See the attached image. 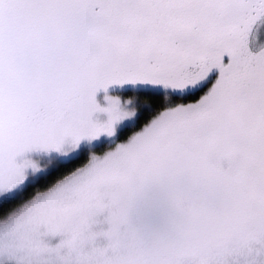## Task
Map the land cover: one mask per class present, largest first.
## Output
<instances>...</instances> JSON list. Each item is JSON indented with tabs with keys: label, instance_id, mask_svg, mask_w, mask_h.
I'll return each instance as SVG.
<instances>
[{
	"label": "snow or ice",
	"instance_id": "obj_1",
	"mask_svg": "<svg viewBox=\"0 0 264 264\" xmlns=\"http://www.w3.org/2000/svg\"><path fill=\"white\" fill-rule=\"evenodd\" d=\"M262 29L264 0H0V173L36 148L74 141L71 163L114 144L62 215L154 184L193 239L264 235Z\"/></svg>",
	"mask_w": 264,
	"mask_h": 264
},
{
	"label": "rangeland",
	"instance_id": "obj_2",
	"mask_svg": "<svg viewBox=\"0 0 264 264\" xmlns=\"http://www.w3.org/2000/svg\"><path fill=\"white\" fill-rule=\"evenodd\" d=\"M264 46V29L254 33ZM125 107L136 111L132 99ZM109 145V144H106ZM86 142L88 162L48 191L0 221V264H264V235L250 234L227 244L193 239L182 227L172 191L145 185L124 207L106 202L85 221L61 214L78 199L82 179L97 171L114 148L94 151ZM77 144L36 148L0 173V202L75 154Z\"/></svg>",
	"mask_w": 264,
	"mask_h": 264
},
{
	"label": "trees",
	"instance_id": "obj_3",
	"mask_svg": "<svg viewBox=\"0 0 264 264\" xmlns=\"http://www.w3.org/2000/svg\"><path fill=\"white\" fill-rule=\"evenodd\" d=\"M127 98L133 100L136 110L143 105L151 103V100L148 97L130 96ZM112 145L113 144L104 145L102 148L96 147L94 151L101 152L105 148L111 147ZM82 153L83 158L74 160L71 163H59L47 173L42 174L34 181L27 183L20 191L16 192L14 196L5 199L10 201L9 203L5 204V200L0 202V221L14 213L18 208L31 201L37 195L48 191L56 183L84 166L88 162L90 154L88 150H84Z\"/></svg>",
	"mask_w": 264,
	"mask_h": 264
}]
</instances>
